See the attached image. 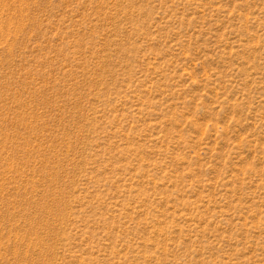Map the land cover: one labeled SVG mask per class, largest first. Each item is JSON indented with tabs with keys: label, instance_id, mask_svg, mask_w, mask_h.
Here are the masks:
<instances>
[{
	"label": "rangeland",
	"instance_id": "obj_1",
	"mask_svg": "<svg viewBox=\"0 0 264 264\" xmlns=\"http://www.w3.org/2000/svg\"><path fill=\"white\" fill-rule=\"evenodd\" d=\"M0 264H264V0H0Z\"/></svg>",
	"mask_w": 264,
	"mask_h": 264
}]
</instances>
